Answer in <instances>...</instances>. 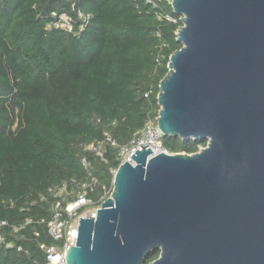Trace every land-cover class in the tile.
Masks as SVG:
<instances>
[{"label":"water","instance_id":"95a60500","mask_svg":"<svg viewBox=\"0 0 264 264\" xmlns=\"http://www.w3.org/2000/svg\"><path fill=\"white\" fill-rule=\"evenodd\" d=\"M183 28L160 83L164 137L194 155L141 147L112 196L81 219L68 264H264V0H173Z\"/></svg>","mask_w":264,"mask_h":264},{"label":"trees","instance_id":"16d2710c","mask_svg":"<svg viewBox=\"0 0 264 264\" xmlns=\"http://www.w3.org/2000/svg\"><path fill=\"white\" fill-rule=\"evenodd\" d=\"M78 12L91 18L85 30L81 22L74 34L48 29L53 13ZM181 28L165 0H0V221L9 225L6 241L22 249L0 247V264H44L39 246L55 244L45 223L63 185L71 192L95 179L96 207L112 192L120 149L159 117L160 83L182 49ZM106 134L117 146L104 145L103 162L88 148ZM207 144L162 140L170 155ZM27 220L33 224L14 234Z\"/></svg>","mask_w":264,"mask_h":264},{"label":"built area","instance_id":"2783aa9c","mask_svg":"<svg viewBox=\"0 0 264 264\" xmlns=\"http://www.w3.org/2000/svg\"><path fill=\"white\" fill-rule=\"evenodd\" d=\"M165 1L172 3L173 0ZM52 20L53 22L48 29L61 30L69 34H74L77 33L76 28L78 22H81L79 30H85L91 18L83 15L81 12H78L76 17L62 13H53ZM168 20L175 23V21L170 18ZM163 137L158 126V119L148 122L130 146L120 149L119 157L121 165L127 163L134 165L132 157L138 151H141V147L143 146L148 147L147 150H151L153 155L150 158H154L161 154H169L163 148ZM105 144H110L113 147L117 146L111 136L106 134L103 142H97L88 148L90 152L94 153L103 162H106L103 154ZM83 164L87 166L85 160ZM116 172L117 171L113 172L114 177ZM96 183L97 181L92 179L88 183L79 185L76 191L71 192L69 191V186L65 184L58 191L57 201L51 207L52 219L48 223L42 222V224L45 223L47 225L48 237L55 243L53 245H47L45 243L40 244L39 248L45 256L44 264H68L67 253L77 242L80 220L95 218L102 204L112 196L113 190L112 192H108L100 201L102 204L96 207L89 199V194L93 192ZM32 224V220H27L20 226H14L12 231L14 234H19ZM8 228V223L0 221V247H4L6 250L16 249L17 252H21V248L16 247L12 242L6 241L3 231Z\"/></svg>","mask_w":264,"mask_h":264}]
</instances>
